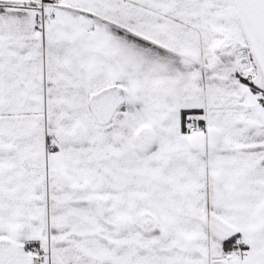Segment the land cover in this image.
Instances as JSON below:
<instances>
[{
    "label": "snow or ice",
    "instance_id": "snow-or-ice-1",
    "mask_svg": "<svg viewBox=\"0 0 264 264\" xmlns=\"http://www.w3.org/2000/svg\"><path fill=\"white\" fill-rule=\"evenodd\" d=\"M0 264H264V0H0Z\"/></svg>",
    "mask_w": 264,
    "mask_h": 264
}]
</instances>
